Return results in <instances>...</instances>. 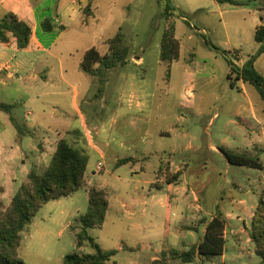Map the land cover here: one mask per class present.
<instances>
[{"label":"rangeland","instance_id":"rangeland-1","mask_svg":"<svg viewBox=\"0 0 264 264\" xmlns=\"http://www.w3.org/2000/svg\"><path fill=\"white\" fill-rule=\"evenodd\" d=\"M111 1L98 0L95 4L102 13L114 5L130 4V16L119 24L120 32L130 55L141 57L138 65L130 59L127 65L115 67L125 72L127 94L120 95L116 75H112L109 106L98 112L103 106L95 97L98 80L81 70V79L75 78L70 88L54 91L51 106L56 108L55 117L72 114L70 126L84 132L75 108L81 110L92 150L85 139L74 145L89 155L86 182L108 190L110 208L105 221L101 228L89 229V236L104 251L115 250L111 264H154L155 254L161 257V252L155 251L162 249L165 255L160 264H258L260 258L255 254L253 243L245 242V234L238 242L231 226L226 228L222 256L182 263L174 252L186 251L201 239L203 221L211 220L210 211L218 212L223 219L229 213L232 218L226 223L243 227L234 219L239 200L247 207L246 213H252V218L242 216L246 226L250 229L252 221L258 224L255 206L264 185L260 181L264 177V100L250 84L244 83V91L240 90V83L231 87L227 74L229 59L241 66L257 53L254 33L258 25L264 24L262 0H233L234 4L217 0H170L173 7L170 21L174 22L180 49L178 59L169 67L168 77L166 65L159 60L161 37L167 23L163 16L165 1L114 0L113 5ZM95 4L91 7L93 11ZM68 45L67 51H73L69 60L77 62L90 44L77 41ZM100 51L104 52V47ZM255 69L264 75V54L257 56ZM129 91L136 94L130 103ZM75 93L77 97L73 101ZM117 103L126 112L124 117L116 116ZM252 105L254 119L249 109ZM28 110L22 104L12 114L22 118ZM93 128L105 132L97 136ZM159 130L169 134L159 137ZM145 131V143L131 142L134 136L144 137ZM105 142L122 156L131 153L126 148L129 143L135 146L132 152L144 149L147 158L140 161L142 169L125 164L113 170L106 162L102 173L94 172L99 159L95 147L102 148ZM221 148L257 158L263 168L230 165ZM31 161L27 160L23 167L29 169ZM173 163L182 164L181 176L167 184L163 172L168 166L169 172L174 173ZM16 166L22 167L18 161ZM14 172L16 183L4 184L5 190L0 191L5 206L25 179L17 167ZM201 185H204L202 208L205 211L200 214L186 211L179 192L185 189L191 194ZM87 208L86 187L42 205L20 233L16 258L26 264H63L62 258L67 254L93 253L88 243L76 247L79 228L74 227L79 225L77 218ZM202 217L205 219L201 220Z\"/></svg>","mask_w":264,"mask_h":264},{"label":"crops","instance_id":"crops-1","mask_svg":"<svg viewBox=\"0 0 264 264\" xmlns=\"http://www.w3.org/2000/svg\"><path fill=\"white\" fill-rule=\"evenodd\" d=\"M95 1L98 0H0V18L4 14L11 12L20 20L27 23L32 31L29 44L24 49H18L16 40L11 34L8 35V42H0V102L15 104V110L22 104L26 108H30V110L23 113L22 118H18L12 114L14 109L11 115L19 124H23L31 130V134L18 136L9 119V114L0 111V191L5 190L4 184L12 186L16 183L15 167L19 170L20 176H25L21 184L26 181V175L31 169L42 171L50 161L57 141L62 137H66L69 140L72 139L73 141L71 143L74 144L79 143L81 139H85V141L89 142L90 149L92 150L89 130L86 129V123L82 117L81 110L78 107L75 108L77 111L76 117L79 115L81 124L84 125V132L70 126V120L73 118L72 114L65 113L61 117H55L53 111L56 108H51V106L55 90L59 92L62 89L63 91L64 88H70L72 86L75 78L77 80L81 79L80 62L84 52L90 47H96L99 51L102 47L105 49V41L118 32L121 29L119 24L126 22L130 16L131 10L129 3H125L129 6H124L123 4L111 6L107 13H102L100 7L98 5L96 6ZM111 2L113 5L114 0ZM93 3L95 4L94 11L91 8ZM88 6L89 10L86 12L84 9ZM114 15L119 16V18ZM45 18H49L55 25L63 26L64 29L62 31L44 32L40 27V23ZM77 41L88 42L90 45L83 49L77 62H71L69 58L73 51H67L70 46L68 44H73ZM100 53L104 54L105 51H100ZM140 59L141 57L138 60L132 59V61L138 65ZM113 69L108 71L107 81L102 91L95 96L96 99H100L103 103V106H100L98 112L109 106L107 98L109 93H112L110 91V77L112 75H116L117 80L115 81L119 83L117 87L120 95L124 96V94H127L124 83L126 79L124 70L118 68ZM237 83H240V90L244 91V83L241 81ZM128 94L130 95H128V101L130 103L134 99L133 97L136 98V94L134 91H131V93L129 91ZM76 97L77 94L75 93L72 100L75 101ZM249 109L254 119L255 112L253 105ZM115 110L117 117H124L126 115V112L121 109L118 103L115 105ZM98 112H94L95 115ZM110 125L111 127L114 126V124ZM245 126H247V123H245ZM91 130L97 136L105 132L104 130H100V128H93ZM243 131L245 132V128H243ZM143 134L144 137L142 138L134 136L131 142L136 140L145 143L147 140L145 138L147 131ZM168 134L169 132L165 130L158 131L159 137H164ZM102 145V148L95 147V152L98 154L99 159L95 165L97 170H94V172L98 171L102 173L106 162L110 163L113 170L125 164H130L131 167L138 165L142 169L140 161L147 158L144 149L141 152H132L135 146L131 143L127 144L126 147L131 153L123 156L118 155L117 151L110 149L113 146L109 142H105ZM120 145L122 146L124 144L121 142ZM29 159L32 160L30 162V168L25 169L23 164H26V161ZM121 159H128L129 161L125 164L117 165V161ZM17 161L21 163L22 167L16 166ZM169 165L172 166L171 161ZM173 167L174 172L181 171L182 164L173 163ZM260 181L264 183V177H261ZM152 182H149V184ZM103 184L106 186L107 183L104 182ZM86 185L87 187H93L87 182ZM95 187L104 188L108 193L105 187ZM203 189L204 185H201L196 191H192L191 194H188V191H185V189L181 192L178 190L175 191L180 193L186 211L189 209L196 214H200L205 211L202 208ZM263 190L264 185L261 193ZM237 203L236 210L238 214L234 215V219L237 222H241L243 227H240L238 224H227L226 220L232 217L229 213H226L224 216L225 230L223 238L225 240L227 226H231V233L236 240L239 242L241 236L245 234V242L248 243L250 242L247 236V229L249 228L246 226L245 219L242 216L245 215L248 218H252V213H246L247 207L243 205L242 200L237 201ZM109 208L110 205L108 203ZM130 214L132 215V212ZM216 214L218 212L214 213L210 211V219ZM200 219H205V217ZM207 222L206 219L203 224V232ZM145 246L143 245L142 248H145ZM161 251H155V253ZM156 258L157 255L155 254L152 261Z\"/></svg>","mask_w":264,"mask_h":264},{"label":"trees","instance_id":"trees-1","mask_svg":"<svg viewBox=\"0 0 264 264\" xmlns=\"http://www.w3.org/2000/svg\"><path fill=\"white\" fill-rule=\"evenodd\" d=\"M161 1V0H159ZM164 18L166 27L163 31L160 42L159 60L167 67L166 77L169 76L171 63L178 59L180 43L175 37L173 18V7L170 0H164ZM220 3H232L233 0H217ZM264 6V0H262ZM86 12L89 6L84 9ZM40 27L44 32L62 31L61 25H55L49 18L41 21ZM11 34L18 49L28 46L32 34L30 26L20 20L15 14L9 12L0 18V42L6 43ZM254 41L258 44L256 55H251L241 65L238 66L228 60L229 72L227 78L231 87H235L238 81L252 85L260 98L264 100V75L255 69V61L258 55L264 54V24L255 28ZM105 53L101 54L98 48L90 47L87 49L80 62L81 70L98 80V93H100L107 81L108 71L117 66H125L130 59L138 60L139 55H130L124 35L116 32L112 37L105 41ZM97 96V95H96ZM15 104L0 102V111L9 114V119L13 124L18 136L31 134V130L23 124H19L11 115ZM75 133V132H69ZM220 152L230 165L261 169L262 164L259 159L248 157L243 154L233 153L221 148ZM89 157L86 152L66 137L60 138L55 146V150L50 161L42 171L31 169L26 175L16 193L11 197L7 206L0 198V264H26L16 258L17 249L20 246V233L30 224L31 219L45 203L68 197L86 187L88 194L87 211L77 218L79 228L76 232V247L80 248L88 243L94 250L91 254H78L76 252L63 256V264H111V256L115 250L104 251L94 242L88 234L89 229L101 228L108 210L107 191L104 188L87 187L85 173ZM128 159L117 161V165L128 162ZM162 170V168H161ZM164 181L171 184L181 176V171L169 172L168 166L164 169ZM171 173V174H170ZM167 175L169 177H167ZM255 216L258 224L251 222V228L247 229L248 238L253 243L255 254L260 258L258 264H264V192L259 196L255 209ZM205 221H203L204 223ZM246 229V227H244ZM225 230V220L221 214H216L209 220L205 227L201 239L188 250L174 252L182 263H190L196 258L210 260L224 253L223 238ZM165 252L161 251V257L153 260L154 264H160Z\"/></svg>","mask_w":264,"mask_h":264}]
</instances>
